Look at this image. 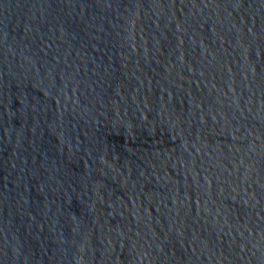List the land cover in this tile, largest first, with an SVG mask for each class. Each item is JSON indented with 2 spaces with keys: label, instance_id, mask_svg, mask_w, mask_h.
Here are the masks:
<instances>
[{
  "label": "water",
  "instance_id": "1",
  "mask_svg": "<svg viewBox=\"0 0 264 264\" xmlns=\"http://www.w3.org/2000/svg\"><path fill=\"white\" fill-rule=\"evenodd\" d=\"M0 264H264V0H0Z\"/></svg>",
  "mask_w": 264,
  "mask_h": 264
}]
</instances>
